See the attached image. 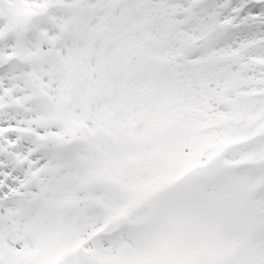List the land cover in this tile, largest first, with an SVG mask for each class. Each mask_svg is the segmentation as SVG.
Segmentation results:
<instances>
[{"label": "snow or ice", "instance_id": "snow-or-ice-1", "mask_svg": "<svg viewBox=\"0 0 264 264\" xmlns=\"http://www.w3.org/2000/svg\"><path fill=\"white\" fill-rule=\"evenodd\" d=\"M0 264H264V0H0Z\"/></svg>", "mask_w": 264, "mask_h": 264}]
</instances>
